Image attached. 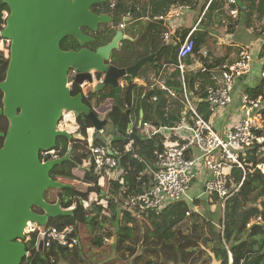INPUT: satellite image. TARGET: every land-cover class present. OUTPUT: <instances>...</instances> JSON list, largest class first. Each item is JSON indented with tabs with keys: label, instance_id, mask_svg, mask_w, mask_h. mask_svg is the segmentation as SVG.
Returning <instances> with one entry per match:
<instances>
[{
	"label": "water",
	"instance_id": "95a60500",
	"mask_svg": "<svg viewBox=\"0 0 264 264\" xmlns=\"http://www.w3.org/2000/svg\"><path fill=\"white\" fill-rule=\"evenodd\" d=\"M0 1L10 10L0 41H11L7 78L0 83L4 94L0 117L10 123L7 134L0 133V139L4 138L0 149V264H22L29 254L23 239L30 224L48 226L52 220L73 218L77 210L46 200L50 190L72 188L51 178L56 168L70 162L72 149L65 157L46 163L41 162V152L55 150L60 138L73 140L59 128L65 116L72 115L76 121L86 116L97 132L108 124L85 103L84 93L72 95L70 74L75 75V84L93 86L95 95L113 89L119 108L120 82L138 79L156 54L137 55L135 63L126 67L114 64L118 54L123 56L124 45L135 40L111 26L132 19L92 11L108 0ZM101 27H108L106 43H99L90 33ZM68 38L78 41L82 49L64 51L61 44ZM90 44L97 48L90 49ZM94 76L103 82L95 85Z\"/></svg>",
	"mask_w": 264,
	"mask_h": 264
},
{
	"label": "trees",
	"instance_id": "16d2710c",
	"mask_svg": "<svg viewBox=\"0 0 264 264\" xmlns=\"http://www.w3.org/2000/svg\"><path fill=\"white\" fill-rule=\"evenodd\" d=\"M123 1L124 0H120L117 5V12L124 8ZM129 1L138 2L139 0ZM228 1L229 0H211L199 27L202 24L205 29H211L218 25L217 23L223 19L226 14H229V12L226 13V10H228L227 8L231 7V5L228 4ZM237 2L239 16L234 20L231 17L232 23L228 28L230 33H232L236 28L235 26L239 23L238 19L244 11L241 3H239V0ZM232 8H234V6H232ZM6 11H10L8 6L4 2L0 1V29L3 24V13ZM191 30L192 29H186L181 31V29H178L176 31V34L179 37L177 40L178 44H173L171 47L160 46L158 52L155 53L156 57L154 59V64L161 62L164 57H167L166 60H168L169 63H176L177 53L181 43L190 34ZM192 38L196 43L194 53H197L199 52V48L205 43V36L196 30L193 33ZM61 48L64 51H79L82 49V46L75 39L68 38L62 42ZM262 49H264V46ZM137 54L138 51L135 48V44L126 43L123 47V56L118 54L114 64L118 67L130 66L135 63ZM223 63L214 61L209 65L204 57H202V64L208 67V69H212L214 66H218ZM8 64V61L5 60L3 53L0 51V82L4 80ZM185 78L188 91L192 90L199 97V99H205V86L210 83L209 76L206 73L199 71L197 74L192 73L188 75V73H186ZM175 80V82L178 81L177 83L182 89L181 81L179 83L180 79L178 80V78L175 77ZM261 81L262 82L259 86L246 90V93L254 99L258 97H262L264 99V80L261 79ZM196 85H199L200 87L195 90ZM109 90L110 93L106 90L105 96L99 99V104L102 105L105 102L109 103L110 101L108 100L111 99L114 110V108H118L114 101L115 91L113 89ZM126 91L127 95L125 98L127 101L130 100L133 92H137L135 97V101L137 102L135 108L136 125L134 133L129 137V139H125L126 137L124 135H120L119 138L114 137L112 139L113 144L122 149L129 144V141L134 142L133 149L131 152L125 154L122 160L124 171L118 170L115 182L111 186V189H109V191H112V193L118 197V206H121L124 202H126L128 196L130 197L140 192L144 182L147 181V177L139 179L140 173L145 171V165L140 163L138 158L144 160L147 164L152 165L154 164L153 161L155 160L156 153L163 150V146L161 145L162 137L146 140L139 135V121L141 120V114L139 111L142 110L144 112L143 121H152L155 122L156 125L174 127L182 120L181 114L177 115L168 112V115H166L165 112H162L161 107L163 106V103L150 105L147 102L148 99L159 94L158 91H151L149 89L143 91L142 88H136L134 84ZM81 93V87L74 84L72 88V95L77 96ZM0 106H2L1 92ZM197 106L200 114H202L205 119L209 120L212 114L209 111L208 105L201 102ZM122 107V102H120L119 108L121 109ZM110 109L111 107L106 104L105 110L107 112H102L103 115H106L108 111L110 112ZM111 113L112 111L110 114ZM95 114L98 116L97 112H95ZM124 115H126L129 120V116L127 114ZM114 118L115 117L112 115L113 120ZM8 124L9 123L5 118H0V132L6 133L9 128ZM77 125L79 127L78 134H80L84 140L75 139L69 141L66 138H60L58 140L56 150L59 151V155L61 157H65L69 153L70 149H72L71 160L61 168H56L51 173V178L54 181L69 184L72 188L60 190L57 199L53 202L49 200L48 194H46V200L51 203L60 201L61 206L64 209L77 208L73 218L52 220L50 221L49 226H55L62 229L67 225H75L77 229L83 233L81 246L70 250L68 248H62L54 245L48 250L38 251L36 250L37 234H26L23 242L27 247L29 256L22 264H79L85 262V254H91V242H94L95 245L98 244L100 249L102 248V254L99 255L98 258L103 259L104 257H108V264L114 263L115 261L119 264H211L213 260H215L218 264H264V227L253 224L254 220L258 217H262L264 220V176L260 173L253 174L248 172L245 183L241 187L240 191L235 193L227 201L224 210H221V213L216 211L214 213L212 212L213 214H221L219 219L204 216L203 223L206 228L212 225L216 227L217 224L222 225L219 230V234H216L214 240L210 239L208 236L204 237L203 233L197 228H188L187 230L189 231L187 232H166L159 239H156L154 236L155 230L159 233L165 224H167V227L173 228L174 226L176 227L179 225L182 220L187 219V213H190V205L192 204L189 205L188 203L180 202L176 203L175 206L171 205L167 208V210L159 215V217H157L156 220L158 221L150 223V227H147L146 225L141 226L139 224L140 222L136 219H133L131 223L125 221L123 224H120L123 221L120 220L118 213L114 214L112 217H107L103 213L106 209L104 210L103 206L97 207L94 203L91 210L95 211V215H86L83 202L90 200V193L92 191L97 190L101 193V190L95 187L88 189L86 192H82L78 188L79 183L77 181L79 180L83 181L84 184L89 185L97 183L98 179L93 174V165L86 170L81 167L85 161L91 157L90 153L87 152V131L93 128V124L86 116H81L77 120ZM126 131L127 130H125V132ZM3 144L2 139L0 140V148L3 147ZM244 151V153L248 154L246 155L247 163H254L256 165L258 163L256 156H252L248 150ZM254 152H257V150L255 149ZM243 158L244 157H242V159ZM243 176V171L238 167H234L230 174V187L238 185ZM121 178L125 179L127 188H122V185L119 183ZM108 188L109 186L107 185L104 190L107 191ZM216 197L219 198L218 196ZM260 199L263 201H261L258 206L257 203ZM202 201H198L195 204L193 203L195 205L194 207H197V204L201 205ZM111 202L112 199L109 201V211L115 209L116 207V204H112ZM219 202H221V200ZM215 203H218V201ZM101 216L104 221H106L107 218H113L112 221H115L117 224L114 244L107 242L103 243L99 237H93L94 233H96V228L99 226L98 217ZM150 219L154 218L150 217ZM160 219L163 220V225H161ZM213 226L211 231L214 229Z\"/></svg>",
	"mask_w": 264,
	"mask_h": 264
},
{
	"label": "built area",
	"instance_id": "2783aa9c",
	"mask_svg": "<svg viewBox=\"0 0 264 264\" xmlns=\"http://www.w3.org/2000/svg\"><path fill=\"white\" fill-rule=\"evenodd\" d=\"M117 0L110 4L111 9L117 7ZM238 0H229L228 4L234 6L230 11L233 18L239 15ZM187 7L180 6L174 8L171 14L179 16ZM10 12L3 13V24L1 25L0 34L4 31L7 25V20ZM163 19V17H160ZM126 28V24L120 23L119 29ZM194 28L186 39L181 43L177 53V68L181 73L182 93L177 94V91L167 85L165 82L148 84L144 87L146 90L155 91L157 88L166 92L172 99H180V105L184 106V111L174 109L173 114H181L182 120L174 127L162 125H154L148 121H139V135L146 140H152L157 137H162L163 150L156 153L154 164H147L144 160L138 158V161L145 165V171L140 173V178L147 177L140 192L136 195L128 196L125 204L127 209L134 213H153L161 215L168 207L174 203L181 202L183 199H189V191L199 176L202 170L207 175L205 182L203 197L218 196L221 200V206L224 209L227 201L238 193L245 183L248 172L260 173L264 176V99L258 97L252 98L246 91L242 94L240 103L243 112V118L231 127H226L223 133L220 134L212 125V116L216 115L222 109L230 107L234 102L235 87L241 78L249 76L253 71L254 52L250 48L244 47L239 53L237 59L233 63H223L216 66L213 70L220 74V81L206 87V98L197 100V103L192 99V95L188 91L185 75L187 73L186 61L193 56L196 43L192 38ZM163 39L168 41L169 33H165ZM4 48L7 51L11 47V41L1 39ZM260 50V49H258ZM204 59L210 65L207 57ZM202 73L208 72V67L202 64ZM260 77L264 80V57L261 61ZM95 85L103 82V78L94 76ZM74 82H69V87L72 90ZM123 91L127 90L132 84L128 81L120 83ZM84 92L85 98L91 89V86L86 83L80 86ZM89 87V89H87ZM133 94L130 98L129 105L125 106L131 121L130 129L126 131V138L134 133L135 130V109ZM171 100V99H170ZM159 101V97L154 95L148 99L150 105H155ZM206 103L212 116L209 120L205 119L198 111L199 103ZM172 101L168 102L171 106ZM74 117V116H73ZM107 121L108 116L105 118ZM65 130V129H64ZM79 127H77V131ZM95 130H88L87 137V152L91 157L81 166L83 169H89L93 165V174L98 179L97 183L85 184L88 189L95 188L101 190V193L92 191L90 200L84 201L86 207L91 209L93 203L98 206H103L104 210L108 209L109 200L106 199L107 193L115 182L118 170H123L122 160L125 154L133 149V141H129L124 149L113 144V141L104 142L102 140H92L89 133ZM84 140V138L82 139ZM257 152H254V150ZM244 150L250 151L252 156L255 154L258 163H247ZM244 151V152H243ZM243 152V153H242ZM242 157H244L242 159ZM59 158V151H43L40 154L42 163L52 161ZM234 167H238L244 173L241 182L238 185L230 187V174ZM249 167V168H248ZM79 184L83 181H77ZM122 186L126 185L125 179L121 178L119 182ZM108 190H104L106 186ZM127 188V187H126ZM194 200H191L193 202ZM107 203V205H105ZM72 209V208H71ZM105 210V211H106ZM103 211V212H105ZM191 216V212L187 213ZM254 225L264 227V220L258 217L253 222ZM37 234L36 250H39L40 243H43L42 251L52 248L57 245L62 248L73 250L81 246L82 234L75 225H67L62 229L55 226H33L29 232ZM105 242H110L106 239ZM29 256V254H28Z\"/></svg>",
	"mask_w": 264,
	"mask_h": 264
},
{
	"label": "crops",
	"instance_id": "0c3cea01",
	"mask_svg": "<svg viewBox=\"0 0 264 264\" xmlns=\"http://www.w3.org/2000/svg\"><path fill=\"white\" fill-rule=\"evenodd\" d=\"M123 2H124V8L121 11H119L118 14H116V16L132 19L130 23L123 22L124 24H126V28L123 29V31L125 32L126 35H129L132 38H134L135 41L132 44H135V48L138 51L137 55H141L142 57H144V56H148L151 53L158 52L161 43V34L159 33L160 32L159 29L163 30L162 40L165 43H169L173 40L174 44H178L177 40L179 39V37L176 34V31L178 29H181V31H183L186 29L193 30L194 28H196V30H198L199 33H202L203 36H205V43L199 48V52L195 53L186 61L188 75L192 73L197 74L199 73V71L202 72L201 71L202 57L203 55H205V53L208 54L207 59L209 62L216 61L223 63L226 61L225 63H233L237 59L239 52L243 47L250 48L254 52L253 71L249 76L238 80L237 85L235 87L233 104L230 107L222 109L219 112H217L216 115L212 116L211 119L212 125L220 134L223 133V130L226 127L228 126L231 127L235 123H238L244 117L240 103L242 94L247 89H251L259 86L260 83L262 82L260 77V71H261V61L264 57V49H262V47L264 46L263 0H241V6L243 7L244 11L257 10L253 17L255 22L258 24V26L255 27L249 24L248 26L249 30L248 31L246 29L243 30V32H241L242 35L239 36V39L237 41L236 38L238 36H236V34L239 23L237 24V26H235L236 28L233 30L232 33H230L229 30L224 29L226 30L225 32H229L225 34L224 39L222 37L223 34L219 33V31L216 29V27H218L216 24H215L216 26H214L211 29L210 28L205 29V27H203L202 24L199 27V24L203 19L204 15L206 14L207 8L211 0H167L165 4L166 7L168 8V11L170 12V15L166 16L164 13L157 14L155 16V19L157 21H160L158 22V25L150 21V18L148 16L150 14L148 0H145V3L141 5L140 4L136 5L135 3L129 2L128 0H124ZM180 6L187 7V9H185L183 13L179 16L172 15L171 11L174 8ZM228 8L229 11L233 9L232 6ZM115 9H117V7ZM241 16L242 14L240 15V17ZM160 17H163V19H160ZM184 17H186V20L184 19ZM126 30L130 31V33L126 32ZM165 33H169L168 41H165L163 39ZM220 40H222V42H224L226 46H222ZM169 46L171 47V45H168L167 47ZM166 58L167 57H164L163 60L161 62H157V64L156 63L154 64V60H153V62L148 64L144 68L145 70L143 69V71L148 70L150 72L152 69H154L157 75L159 76L158 78L160 82H165L169 87L176 90L179 84L177 83L178 81L175 82L176 81L175 77H177L179 80L181 78V73L177 68V61L174 64L169 63L168 60H166ZM215 67L216 66H214L212 69H208V72H205L209 76V80H210V83L207 84L205 87H207L208 85L215 84L216 81H214V79L220 81V74L215 70H213ZM141 72L139 78L135 80L134 85L136 86V88H142V90L145 91L146 89L144 87L148 86V84L150 83H144V78L141 76ZM198 87L200 86L196 85L195 90L198 89ZM155 91H158L159 94L163 95V96H159V94H157V96L159 97V101L156 103L157 105L160 103L164 104L161 107L162 112H165L166 115H168V112L173 114L174 109L177 108L173 104L169 106L168 102L172 101L173 103L174 99H172L170 96L166 94V92L162 91L159 88H157ZM136 93L137 92H134L133 94V101L135 106L134 109L136 108V103H137L135 101ZM190 94L192 95V99L194 100V102L197 103L199 97L192 90L190 91ZM178 104H180V101ZM139 112L141 114V120H142L144 116V112L142 110ZM148 122L156 125L155 122L152 121H148ZM206 180H207V175L204 173V171L201 168V171L199 172V176L196 179L195 183L192 185L188 194L189 199H187V201L189 205L192 203L191 200L207 199L202 195ZM209 209L211 212L214 211V208L212 206Z\"/></svg>",
	"mask_w": 264,
	"mask_h": 264
},
{
	"label": "rangeland",
	"instance_id": "374dc122",
	"mask_svg": "<svg viewBox=\"0 0 264 264\" xmlns=\"http://www.w3.org/2000/svg\"><path fill=\"white\" fill-rule=\"evenodd\" d=\"M113 1H115V0H108L102 6H96V7L94 6L92 8V11L96 12V13L97 12L98 13H101V12L108 13L110 15L115 16L116 14H118V12L116 11V9L114 10V9L110 8V4ZM148 1H149L148 3H149V8H150V14L148 16H149L150 21L152 23L158 25V22H160V21H157L155 19V16L157 14H159V13H164L166 16L170 15V12L168 11V8L166 7V4H165L167 2V0H148ZM116 2H117V5H118L120 0H117ZM129 2L135 3L136 5L137 4L141 5V4L145 3V0H139L138 2H133V1H129ZM239 3H241V0H239ZM256 11H243L242 12V16L239 17L240 19H239V24H238L237 34H236V36H238V37L236 38V41L239 39V36L242 35L241 32H243V30H245V29L247 31L249 30L248 29L249 24L251 26H255V27L258 26V24L255 22L254 17H253L255 15ZM227 12H229V14H226L223 17V19H221L217 23L218 27H216V29L219 31V33L223 34L222 35L223 39H224L225 34L228 33V32H225L226 30H224V29L228 30V28L231 26L232 18H233V17L231 18L229 8H228V10H226V13ZM199 15H200V12H199ZM184 19L186 20V17H184ZM233 20H234V18H233ZM111 26H113L114 29H117V30L119 29V23H113V25H111ZM159 31L158 32L161 34L160 46L167 47L168 45H173L174 44L173 40L171 42H169V43L163 42V40H162L163 30L159 29ZM105 32H106V27H101L99 32H96V33L90 32V33H92L93 36L97 40L100 39L99 43H106L110 38L109 39H105V37H104ZM126 32L130 33V31H128V30H126ZM217 42H218V40H217ZM220 43H221L222 46H226L225 43L222 42V40H220ZM0 47L3 50H7V49L4 48L3 42H0ZM96 48H97V44H90V49L95 50ZM141 76L144 78V83L154 84V83L158 82L157 86H159V84H160V80L158 78L159 76L157 75V73L155 72L154 69H152L150 72L148 70L141 72ZM74 79H75V75L72 73L71 76H70V80L73 81ZM130 81H132V80H130ZM92 91H93V88L90 89V91L88 93V96L85 99L86 104L89 105V107L92 109V111L97 112L98 116H99V118L101 120H106L105 118L108 115H105V114L103 115L102 112L106 111L105 110V105L108 104L111 107L110 112L112 111V113L110 114V112L108 111L107 114H109L111 119L108 116V120H109L108 124L106 125V127L102 131H99V132L94 131L92 133L91 132L89 133L91 139L92 140H94V139L102 140V141L108 143L114 137L119 138L120 135L126 136L125 130L127 128L130 129V127H131V121H129L127 119L126 115H124L125 113H127L126 111H124L125 106L129 105V103L127 102V100L125 98L126 95H127V91L125 90L122 93V101L121 102H122V106L123 107L121 109L120 108H117V109L114 108V110H113V104H112L111 99L108 100V101H110L109 103L105 102L102 105L99 104V99L105 96L106 90L103 93L101 92L100 94H97V95L91 93ZM176 91H177L178 94L182 93V89L179 86H177ZM107 92L110 93V90H108ZM159 96H163V95L159 94ZM178 103H179V99H174L173 100V105L176 106L177 110L184 111V106H182V105H180ZM112 115L115 117L114 120L112 119ZM68 116H70V115H68ZM71 116H70L69 119L64 118V120L60 123L59 128L60 129H65L66 131H68L72 135L73 140L81 139L82 136L77 133V122L74 119L75 117H73V116L71 117ZM103 117H105V118H103ZM120 132L123 133V134H121ZM253 155L255 156L254 153H253ZM78 185H79L78 188H79L80 191H82V192H86L87 191V188L85 187L84 183H81V184H78ZM122 188H126V185L122 186ZM59 192H60V190H50L48 192L49 200H51L52 202L55 201L57 199V196H58ZM105 198L108 199L109 201H110V199H112L111 203L112 204H116V207H115V209L110 210V211H109V209H107L105 212H103L104 215H106L107 217H112L114 214L118 213L120 220L123 221L120 224H123L125 221H128L129 223H131V221L133 219H136L137 221L140 222L139 224L141 226L142 225H146L147 227H150L149 226L150 223L158 221L156 219L159 216L156 215V214H151V213H139L138 214L137 211L132 213L131 211H129L127 209V205L125 204V202L121 206H118L117 205L118 197L116 195H114L112 193V191H109L107 193V197H105ZM202 200L203 199H198V200L194 199V201L191 203L192 205H190V207H191L190 208L191 209V211H190L191 212V216H189L187 219L182 220L181 223L179 225H177L176 227L175 226L173 228L167 227V224H165L163 226V228H161L159 233L157 232V230H155V235H154L155 238L159 239L166 232H170V231L172 233H175V232L178 233L177 231H179V232L180 231L181 232H187V231H189V230H187L188 228L189 229L197 228V229H199V231H201L203 233L204 237L208 236V237H210V239L214 240V238L216 237V234L217 235L219 234V230L221 229L222 225L221 224H217L216 227H214L212 225L214 227V229H212V231H211L212 226H208L207 228L204 226V223H203L204 216H208L209 218H213V219L214 218L219 219L221 214H219V213L218 214H213V213L215 211L221 213V210L223 211L224 209L221 206V202H219L220 201L219 198H217L216 196L209 197V198H207L206 200H203V201ZM198 201H202V204L201 205L197 204L196 205L197 207H194L195 206L194 204L197 203ZM216 201H218V203H215ZM261 201H263V200L262 199L258 200V203H257L258 206L261 203ZM181 202L188 203V201L185 200V199H183ZM178 203H180V202H178ZM105 205H107V203H105ZM173 205L175 206L176 203H174ZM211 206L214 208L213 213L209 209ZM84 207H86L85 204H84ZM84 209H85L86 215H88V216L95 215V211H92L91 209H88V208H84ZM150 217H152L154 219H150ZM112 219L113 218H107V220L104 221V220H102V216L98 217L99 226L96 228V230H95L96 233H94L93 237H99L103 241V243L106 241V239H108L110 242H107V243L114 244L115 243V235H116V232H117V224H116L115 221L113 222ZM162 221L163 220L160 221L161 225H163ZM33 226H36V224H30L28 226V229H27V232H26L27 235L29 234V232H30V230H31V228ZM81 234H83V233L81 232ZM174 237H172V238H174ZM93 244H94V242H91V245H90L91 248H92L91 254L90 255L85 254V257H84L86 259L85 262H82V263H79V264H108V262H109L108 257H104L103 259H99L98 258V256L102 254V248L100 249V246H98V244H96V245L94 244V246H93ZM104 247H106V246H104ZM141 247H142V244H141ZM111 264H119V263L117 261H115L114 263H111ZM211 264H218V263L215 260H213Z\"/></svg>",
	"mask_w": 264,
	"mask_h": 264
},
{
	"label": "flooded vegetation",
	"instance_id": "af4514ba",
	"mask_svg": "<svg viewBox=\"0 0 264 264\" xmlns=\"http://www.w3.org/2000/svg\"><path fill=\"white\" fill-rule=\"evenodd\" d=\"M0 51L3 53V55H4V58H5V60H7L8 61V63L10 64V49L7 51V50H3L1 47H0ZM7 52V53H6ZM9 64H8V68H9ZM8 68H7V71H6V74H5V77H4V80L2 81V82H4L5 80H6V78H7V72H8ZM72 74V73H71ZM71 74H70V76H71ZM71 81V80H70ZM1 83V82H0ZM2 93V92H1ZM3 99H4V94L2 93V106H0V108H3ZM0 118H5L4 116H2V117H0ZM103 118H105V117H103ZM6 119V118H5ZM7 120V119H6ZM8 121V120H7ZM8 123H9V121H8ZM9 126H10V123L8 124ZM9 129V128H8ZM8 132V131H7ZM7 132L5 133V132H0V133H3V134H7ZM3 139V143H4V138H1L0 140H2ZM2 148V147H1ZM0 148V149H1ZM48 194V193H47ZM38 213H40V214H42L43 212L42 211H40L39 209H37L36 210Z\"/></svg>",
	"mask_w": 264,
	"mask_h": 264
},
{
	"label": "clouds",
	"instance_id": "9594fccd",
	"mask_svg": "<svg viewBox=\"0 0 264 264\" xmlns=\"http://www.w3.org/2000/svg\"><path fill=\"white\" fill-rule=\"evenodd\" d=\"M239 16V15H238ZM121 23H123V22H121ZM119 25H120V23H119ZM121 30V29H120ZM244 49V48H243ZM131 79H126V81H128V83H130V84H135V81H130ZM123 81H125V80H122L121 82H123ZM120 82V83H121ZM91 88H93V86L91 87ZM87 89H89V87L87 88ZM124 92V91H123ZM82 93H84L83 92V90H82ZM86 99V98H85ZM106 115H108V114H106ZM71 116V115H70ZM70 116H65V118H70ZM72 117V116H71ZM75 119V118H74ZM76 121V120H75ZM77 122V121H76ZM77 127H78V125H77ZM93 129V128H92ZM92 129H89V130H92ZM62 130H64V129H62ZM66 131V130H65ZM68 132V131H67ZM77 133H78V131H77ZM87 134H88V131H87ZM88 137V136H87ZM82 139V138H81ZM56 150V149H55ZM60 158H63V157H61L60 155H59V158H57V159H60ZM57 159H55V160H57ZM53 161V160H52ZM71 209V208H70ZM73 209V208H72ZM67 210V209H66Z\"/></svg>",
	"mask_w": 264,
	"mask_h": 264
}]
</instances>
